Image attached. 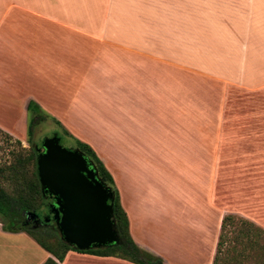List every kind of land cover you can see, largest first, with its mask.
Here are the masks:
<instances>
[{
    "label": "crops",
    "instance_id": "1",
    "mask_svg": "<svg viewBox=\"0 0 264 264\" xmlns=\"http://www.w3.org/2000/svg\"><path fill=\"white\" fill-rule=\"evenodd\" d=\"M210 83L264 91V0H0L1 132L19 137L30 103L56 117L111 175L137 246L144 217L157 240L187 222L172 174L196 178L204 156L208 174ZM49 257L0 217V264Z\"/></svg>",
    "mask_w": 264,
    "mask_h": 264
},
{
    "label": "rangeland",
    "instance_id": "2",
    "mask_svg": "<svg viewBox=\"0 0 264 264\" xmlns=\"http://www.w3.org/2000/svg\"><path fill=\"white\" fill-rule=\"evenodd\" d=\"M206 89L211 144L208 174L206 156L197 162L203 163L204 167L203 171L198 169L196 178L180 171V164L178 174H172L177 179L178 193L177 198H171V203L177 207L179 219L183 216V208H187V222L180 229L165 227L166 238L157 240L155 220L144 217L139 227L138 242L141 245L136 246L140 257L151 262L157 259L163 264H211L215 256L216 264H264V91L248 93L216 83L208 84ZM28 109L26 127L22 131L19 127L15 130L16 133L20 131L19 137L4 132L0 134V167L13 163L16 155L27 156L35 146L41 150L43 140L52 136L59 138L63 148L79 150L78 144L82 142L67 132L56 117L35 110L32 105ZM31 120L36 121L30 127ZM186 163L190 165V162ZM0 183L12 195V187L1 179ZM53 204L52 199L45 197L44 205L36 212L37 218L41 221L50 219ZM159 215L156 220L161 218H157ZM228 215L233 220L226 222L220 233L222 219ZM241 218L253 222L255 228L242 224ZM26 226L43 240L60 237L52 220ZM170 242L174 243L171 245ZM160 253L164 256L161 257ZM189 253L198 258L186 259ZM114 259L117 260L114 264H126ZM111 263L109 260L69 261V264Z\"/></svg>",
    "mask_w": 264,
    "mask_h": 264
},
{
    "label": "water",
    "instance_id": "3",
    "mask_svg": "<svg viewBox=\"0 0 264 264\" xmlns=\"http://www.w3.org/2000/svg\"><path fill=\"white\" fill-rule=\"evenodd\" d=\"M36 167L41 189L53 199L52 219L66 244L86 251L118 243L112 193L79 150L63 148L57 136L46 138ZM36 218L35 212L26 214L27 221Z\"/></svg>",
    "mask_w": 264,
    "mask_h": 264
},
{
    "label": "trees",
    "instance_id": "4",
    "mask_svg": "<svg viewBox=\"0 0 264 264\" xmlns=\"http://www.w3.org/2000/svg\"><path fill=\"white\" fill-rule=\"evenodd\" d=\"M29 105L34 107L33 103H30ZM35 121L36 120H31L30 127L32 124H35ZM28 132L29 135H31V128ZM1 133L0 130V134ZM18 143L20 142L18 141ZM78 146L79 151L95 167L98 177L105 183L109 191L112 193V218L118 234V243L109 244L100 248L92 247L89 250L80 251L75 247L66 244L60 233V237L56 240H50L47 238L45 241L43 238L41 239L38 235H35V233L26 226V224L31 225L30 223H25L26 214H31L33 212L36 213L37 210L44 205V198L47 197L41 189L37 175L36 160L38 153L41 150L36 146L29 151L27 156L16 155L13 163L0 167V179L12 187V195H10L0 183V217L3 222V229L8 232L24 231L31 236L43 250L51 255V257L47 258L43 264H61L65 255L69 251L97 257H114L133 264H163L157 259L155 262H151L140 257L139 249L129 234L128 218L121 207L119 194L114 187L111 175L105 169L95 152L88 145L79 143ZM232 220L233 217L231 215L222 219L220 233L226 222H231ZM52 221L54 222L53 219ZM241 221L242 224L255 228L253 222L242 218ZM220 239L221 235L219 234L217 252L220 245ZM212 264H216V256Z\"/></svg>",
    "mask_w": 264,
    "mask_h": 264
},
{
    "label": "flooded vegetation",
    "instance_id": "5",
    "mask_svg": "<svg viewBox=\"0 0 264 264\" xmlns=\"http://www.w3.org/2000/svg\"><path fill=\"white\" fill-rule=\"evenodd\" d=\"M92 165V164H91ZM93 166V165H92ZM94 167V166H93ZM94 169H95V167H94ZM100 179V178H99ZM48 198H50L49 196H47ZM50 199H52V198H50ZM53 200V199H52ZM37 220H29V221H27L26 220V218H25V223H30L32 226H36V225H40L42 222H43V220L41 221L39 218H36ZM49 220H52V217H50V219ZM44 223V222H43ZM55 224V223H54Z\"/></svg>",
    "mask_w": 264,
    "mask_h": 264
}]
</instances>
